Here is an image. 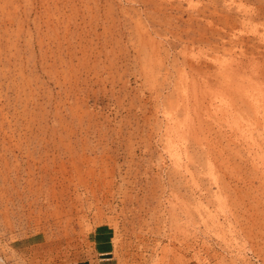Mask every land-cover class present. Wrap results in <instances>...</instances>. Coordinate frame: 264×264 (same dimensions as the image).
<instances>
[{"label":"rangeland","instance_id":"rangeland-1","mask_svg":"<svg viewBox=\"0 0 264 264\" xmlns=\"http://www.w3.org/2000/svg\"><path fill=\"white\" fill-rule=\"evenodd\" d=\"M97 259L264 264V0H0V264Z\"/></svg>","mask_w":264,"mask_h":264},{"label":"crops","instance_id":"crops-1","mask_svg":"<svg viewBox=\"0 0 264 264\" xmlns=\"http://www.w3.org/2000/svg\"><path fill=\"white\" fill-rule=\"evenodd\" d=\"M97 262H95V260H92L91 261V264H100L101 263V261H103V260H100V259H97L96 260ZM89 261L88 260H86V261H81V264H90V262L88 263ZM104 264V263H103Z\"/></svg>","mask_w":264,"mask_h":264}]
</instances>
